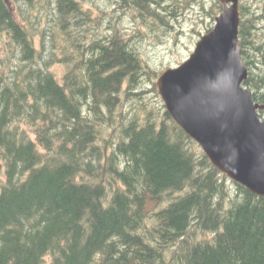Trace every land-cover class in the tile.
<instances>
[{
    "label": "trees",
    "instance_id": "16d2710c",
    "mask_svg": "<svg viewBox=\"0 0 264 264\" xmlns=\"http://www.w3.org/2000/svg\"><path fill=\"white\" fill-rule=\"evenodd\" d=\"M20 1L0 0V264H264V197L216 167L164 104L144 102L159 72L136 40L87 0H35L48 8L34 32ZM252 1L239 38L245 85L264 104V1ZM136 6L145 24L168 25L160 0L122 9Z\"/></svg>",
    "mask_w": 264,
    "mask_h": 264
},
{
    "label": "water",
    "instance_id": "95a60500",
    "mask_svg": "<svg viewBox=\"0 0 264 264\" xmlns=\"http://www.w3.org/2000/svg\"><path fill=\"white\" fill-rule=\"evenodd\" d=\"M223 11L190 56L156 81L172 118L231 180L264 197V104L245 85L240 45L242 0H218Z\"/></svg>",
    "mask_w": 264,
    "mask_h": 264
},
{
    "label": "rangeland",
    "instance_id": "374dc122",
    "mask_svg": "<svg viewBox=\"0 0 264 264\" xmlns=\"http://www.w3.org/2000/svg\"><path fill=\"white\" fill-rule=\"evenodd\" d=\"M127 1L122 0L120 7H118V4L114 0H87L86 5L91 6L95 13L106 11L105 24L111 18L117 20L125 37H131L133 40H136V46L141 56L159 74L166 68L176 67L186 60L194 51L196 43L201 36L215 26L216 16L223 11L217 0H160L167 8L157 6V9L165 14L164 16L168 20V25L159 19H152L145 24L146 22L142 20L144 18L140 20L143 12L141 7L136 6L137 8L135 7L129 12L123 11L122 7L126 5ZM35 2V0L32 2L21 0L19 4L23 6V9H20L15 4H12V6L15 15L19 19L24 20L34 32H39L44 27V22L40 21L38 23V19L44 16L43 14L46 15L45 10L48 8V3L43 2L46 8L37 10L38 4L34 5ZM252 2L258 3L261 0H253ZM39 14L40 17L37 18ZM143 14L146 15L145 12ZM147 19H150L149 16H147ZM257 36L258 40L264 37V21L259 24ZM4 38L7 39V36L4 35ZM36 40V44L39 46L40 38L37 36ZM52 70L57 75L59 81L62 82L66 67L63 64L57 63L52 67ZM148 84L146 81L144 86L147 90H150L151 86ZM144 102L148 106L164 104L160 94L158 95L155 92L145 94ZM128 104L129 107L127 109H130L129 112H133L140 108L141 102L135 99L129 101ZM0 178H4L3 170L0 171ZM207 235L204 234L200 237H206Z\"/></svg>",
    "mask_w": 264,
    "mask_h": 264
}]
</instances>
